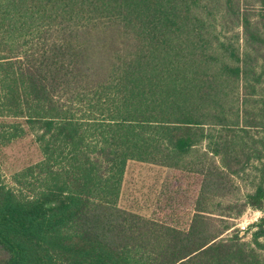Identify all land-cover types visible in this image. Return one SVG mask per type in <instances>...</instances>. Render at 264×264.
<instances>
[{
  "label": "trees",
  "instance_id": "16d2710c",
  "mask_svg": "<svg viewBox=\"0 0 264 264\" xmlns=\"http://www.w3.org/2000/svg\"><path fill=\"white\" fill-rule=\"evenodd\" d=\"M27 134L0 264H264V216L224 234L264 212V0H0V144ZM129 161L200 175L187 228L118 206Z\"/></svg>",
  "mask_w": 264,
  "mask_h": 264
},
{
  "label": "rangeland",
  "instance_id": "374dc122",
  "mask_svg": "<svg viewBox=\"0 0 264 264\" xmlns=\"http://www.w3.org/2000/svg\"><path fill=\"white\" fill-rule=\"evenodd\" d=\"M41 158L38 145L32 134L2 145L0 144V175L3 181L12 185L11 176L26 165ZM256 171L248 169L238 176L232 175L228 185L231 190L222 198L224 209L230 200L240 199L251 189ZM200 175L178 169H167L157 165L129 161L126 165L118 206L135 211L143 216L184 229L194 213ZM219 199H214L213 204ZM264 216V212L246 208L239 216L229 219L233 227L244 239H249V226Z\"/></svg>",
  "mask_w": 264,
  "mask_h": 264
}]
</instances>
